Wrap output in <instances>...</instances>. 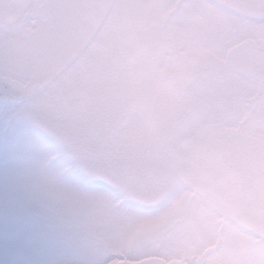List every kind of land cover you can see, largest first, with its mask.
Returning a JSON list of instances; mask_svg holds the SVG:
<instances>
[{
  "label": "rangeland",
  "instance_id": "1",
  "mask_svg": "<svg viewBox=\"0 0 264 264\" xmlns=\"http://www.w3.org/2000/svg\"><path fill=\"white\" fill-rule=\"evenodd\" d=\"M53 1H42L40 5L45 14L40 28L23 35L32 36V47H24L23 37L18 36H10L11 41L1 45L2 75L9 70H32L36 75L49 73L53 78L57 68L52 62L51 49L61 37L59 27L63 17L68 19V14L57 10ZM120 3L137 5L140 0H118L115 4ZM190 3L194 5L191 16L202 30L222 28L234 35L231 50L252 39L261 41L264 53V0H190ZM120 8L110 9L103 36L97 38L102 46L104 37L113 29L109 47H116L118 55L127 51L123 38L125 20ZM145 11L152 42L157 43L156 37L167 31L180 44L181 50L175 54L184 57L183 63L189 61L193 69L172 65L168 59L161 61L163 67H156L153 73L120 67L113 78L103 74L88 81L90 97L105 98L107 103V109L96 110L95 120L86 116L75 132L73 125L67 127L66 123L81 113L57 114L67 130L64 138L55 131L40 130L50 140L46 167L56 168L70 193L63 203L45 206L41 202L35 183L36 173L45 168L41 167V151L18 138L16 120L9 122L17 111L16 106L11 102L0 104V264H97L100 260L105 264L137 263L154 257L167 264H264V238L256 244L246 242L251 239L243 234L236 221L221 227V217L199 198L193 184L195 178L191 176L194 167L170 166L169 144L163 141L158 129L166 121H158L156 116V108L162 107L166 96L171 95L175 100L172 112L177 128L176 148H182L188 141L190 147L199 148L215 134L206 131L208 126L228 127L226 124L232 120L224 112H220L223 118L220 115L219 121L208 114L212 111L215 114L218 107L225 112L238 107L241 117L237 121H241L252 108L248 123L236 131L264 139V88L260 90L259 84L234 75L230 59L229 79L227 83L222 82L219 70L204 63L185 22L175 19L172 11L163 18H156L146 8ZM41 31L48 32L42 39ZM33 49L37 51L35 56L33 51H28ZM149 49L153 56L163 57L158 48ZM141 50L135 49V53L141 54ZM75 70L76 66L71 71L65 69L58 73L57 70L54 83L46 88L53 110L55 96L68 91V76ZM191 70L196 72V82L186 85L183 80L191 78L188 75ZM175 81L186 86L173 87ZM106 86L112 88V93L101 92ZM115 89L124 102V116L116 108L119 103L108 99L115 97ZM249 99L252 101L248 104ZM104 117L109 122L107 126L97 122ZM85 121L93 126L94 138ZM129 122L128 133L120 135L119 130ZM193 136L199 137L198 140L193 142ZM98 139L118 140L120 153L128 162L119 163L108 153L92 150ZM80 146L89 149L87 155ZM214 155L212 159L219 162V154ZM215 161L207 166L214 168L213 172H220L221 161L220 164ZM171 171L184 173V189L195 193L190 205H178L170 190H162ZM117 173L128 182L118 179ZM215 177L220 187L228 184L224 177ZM104 200L115 205V215L106 210ZM179 212L184 215H178ZM208 218L215 221L211 228L206 226ZM218 242L220 247L216 246Z\"/></svg>",
  "mask_w": 264,
  "mask_h": 264
},
{
  "label": "flooded vegetation",
  "instance_id": "2",
  "mask_svg": "<svg viewBox=\"0 0 264 264\" xmlns=\"http://www.w3.org/2000/svg\"><path fill=\"white\" fill-rule=\"evenodd\" d=\"M42 1L43 0H33L30 9H28L24 16L14 25H0V51L2 44L5 45L11 41L10 36H18V38L21 39L23 35L31 34V30L36 31L40 28L41 21L43 22L44 20L43 15L45 14L43 7L40 5ZM117 1L118 0H111L110 5L115 4ZM92 2V0L53 1L57 10H61L68 14V19L63 17L59 27V30L62 28L60 31L62 34L51 49L52 62L59 71L58 73L63 72L65 69H70L71 71V68L76 66L75 72L70 73L68 76L70 79L67 86L69 87L68 91L65 93L59 92L55 96V101H53L55 104L54 111L59 115L80 112L81 114L76 115L70 123H66L67 127L73 125L72 129H75V132L78 124H80L81 120L86 116L95 120L96 110L107 109L105 98L90 97V82H88L90 79L99 78V76L103 74L108 78H113L120 71V67H122L123 70L124 68H130L132 70L140 68L153 73L156 67H163L161 66V61L164 59H166V62L168 59L172 65L174 63L180 64V67L183 69L188 66L191 67L189 61L183 63L184 57L175 54V51L181 50L180 44H178L175 37H172L167 31L163 30V35L156 37L157 43L155 41L152 42L153 38L150 36L149 29L147 28L148 18L147 15H145V8L137 7L135 6L136 4L130 5V3H127L130 6L120 8L122 17L125 20L123 38L126 40L127 51L118 55L116 54V47H109L112 45V40H110V38L114 33L113 29L109 31L107 37H104V43L101 46L98 39L103 36V30L107 24L106 21L112 7L108 6L102 8L101 22L98 26H95L93 21L87 20V22H84L85 16L91 13L90 6ZM154 27L157 29L158 26ZM47 34L48 32L42 33L41 31V39L43 36H47ZM41 39L39 41H34V44L36 42L39 43ZM33 40L32 36L26 35V37L21 39V41H23L21 44L23 43L26 48H28V46L32 47ZM151 46L158 48L162 52L163 57L161 58L159 54L153 56V51L149 49ZM14 49L19 48L14 46ZM135 49L137 51L142 49L141 54L135 53ZM28 51H33L34 56L37 53L35 49ZM191 69L193 68L191 67ZM55 73L53 78L49 73L36 75L39 86L45 89L48 88L51 85L50 83H54L56 79ZM195 73L194 70H191V73L188 74L191 78H185L183 80L186 81V85L196 82ZM234 75L245 79L248 78L256 84H259L260 90L264 88V83L260 84L249 76H240L235 73ZM40 82H43L42 86ZM6 84L8 86H6ZM186 85L185 83L181 84V81H175L173 87ZM9 87H11L10 81L5 79L0 73V104L4 105L10 102L6 98V90ZM107 88L108 86L104 89L105 91L101 92H105V94L108 92L112 93V88ZM114 91L115 97L109 96L110 98L108 99H113V101H116V104L119 103V105H116V108L120 109L122 116H124V102L121 96H117L116 89ZM171 99V95H167L162 107L158 106L156 108L158 121H166L165 124L158 127V129L161 131V135L164 139L163 141L169 144L170 166L184 168L192 165L194 167L191 176L203 186L202 190H198L197 192L199 198L221 217V227H224L227 222L231 223L236 221V223L238 222L240 227H242L243 234L245 233V235L249 236L251 239L246 242L249 243L253 241L256 244L258 241H262L264 233L258 230V228L254 231H248L247 228L242 225L245 217L244 215L250 211V223H259V226L264 227V139L260 136L248 135L243 131H236L239 130L240 127L243 128L245 124L248 123L250 117L253 115V109L251 108L248 115L243 117L241 121H237L238 118L241 117L240 108H230L225 112L221 111L219 109L220 107H218V113L217 110H215V114L214 111H212L211 114L207 116L217 117V121H219L220 112H224V115L231 116L232 120H236L237 122L231 120L226 124L228 127H222L220 124L208 126L206 131H214L215 134L211 135L203 146L199 148H195L194 146L190 147L188 141L182 148L178 149L175 145L176 139H174L177 128L174 127L175 123L172 112L175 100ZM251 101L252 100L249 99L248 104ZM112 109H114V107ZM202 113L207 114L208 112ZM221 118H223L222 115ZM97 122L106 126L109 123L107 122V117ZM89 123L88 121L84 122V124H86L85 126L90 127L88 129L89 133H91V136L94 138L92 135L94 131L93 126L91 123L89 125ZM216 132H218V134H216ZM71 133L74 134V130ZM193 138L194 142L198 140L199 137L193 136ZM215 152L219 154L218 157L221 159L222 169L220 172H213L214 168L207 166L215 161L212 159V157L215 156ZM217 162L218 161H215V163ZM217 175L224 177L228 184L220 187V185L215 182V179H217L215 176ZM217 205H219V207ZM261 219H263V222L260 223ZM220 244L221 243L218 242L216 246L220 247ZM237 247H239V245H237Z\"/></svg>",
  "mask_w": 264,
  "mask_h": 264
},
{
  "label": "snow or ice",
  "instance_id": "3",
  "mask_svg": "<svg viewBox=\"0 0 264 264\" xmlns=\"http://www.w3.org/2000/svg\"><path fill=\"white\" fill-rule=\"evenodd\" d=\"M110 7H128L125 3L101 5ZM150 10L156 18H163L169 11L173 12L174 18L183 21L188 26V33L192 42L197 46L204 63L210 68L219 70L221 80L227 83L229 79V64L231 57V45L234 35L222 28L212 31H205L200 28L191 16V9L194 7L190 0H140L135 5ZM5 79L9 80L11 87L6 90V98L16 106L15 111L9 118V122L16 120V134L18 138L35 149L41 151V167H46V149L50 144L47 135L41 129L55 131L64 138L67 130L62 126L61 118L50 107V95L48 90L39 86L38 78L32 70H9L3 73ZM81 150L87 155L89 149L80 146ZM92 150L108 153L112 159L119 163L128 162L119 150V142L116 139H98L91 146ZM182 171L169 172V181L162 186L163 191H171L177 198L178 205H190L193 202L194 192L186 191L182 182ZM117 178L123 182H128L125 177L117 173ZM197 190H202L203 186L198 181H193ZM106 210L115 215V205L109 200H104ZM178 215H184L179 212ZM215 225L212 218H208L206 226L211 228ZM258 230L264 233V227L257 225ZM97 264H105L100 260ZM120 264V262H113Z\"/></svg>",
  "mask_w": 264,
  "mask_h": 264
},
{
  "label": "water",
  "instance_id": "4",
  "mask_svg": "<svg viewBox=\"0 0 264 264\" xmlns=\"http://www.w3.org/2000/svg\"><path fill=\"white\" fill-rule=\"evenodd\" d=\"M90 6L91 13L84 18V22L87 20L93 21L95 26L100 24L101 13L103 7L101 5H110L111 0H92ZM33 0H0V25H14L17 23L30 9ZM261 41H255L252 39L244 40V42L235 46L231 50L230 65L232 66L234 73L240 76H249L250 78L258 81L260 84L264 83V53L261 49ZM6 86H8L6 84ZM242 225L247 228L248 231H254L259 223H250V211L244 215ZM263 219L260 220V223ZM120 264H167L163 259L154 257L144 259L137 263L124 262ZM179 264H185L180 262Z\"/></svg>",
  "mask_w": 264,
  "mask_h": 264
},
{
  "label": "clouds",
  "instance_id": "5",
  "mask_svg": "<svg viewBox=\"0 0 264 264\" xmlns=\"http://www.w3.org/2000/svg\"><path fill=\"white\" fill-rule=\"evenodd\" d=\"M131 122L119 130L120 135H126ZM36 191L45 206H55L63 203L70 195L64 180L57 174L54 166L49 165L40 169L35 176Z\"/></svg>",
  "mask_w": 264,
  "mask_h": 264
},
{
  "label": "trees",
  "instance_id": "6",
  "mask_svg": "<svg viewBox=\"0 0 264 264\" xmlns=\"http://www.w3.org/2000/svg\"><path fill=\"white\" fill-rule=\"evenodd\" d=\"M85 138V137H84Z\"/></svg>",
  "mask_w": 264,
  "mask_h": 264
}]
</instances>
